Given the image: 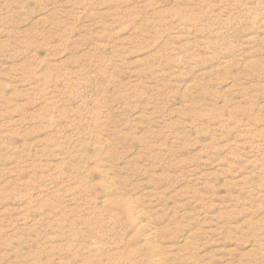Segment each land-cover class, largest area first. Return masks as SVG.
Wrapping results in <instances>:
<instances>
[{
  "label": "rangeland",
  "instance_id": "1",
  "mask_svg": "<svg viewBox=\"0 0 264 264\" xmlns=\"http://www.w3.org/2000/svg\"><path fill=\"white\" fill-rule=\"evenodd\" d=\"M0 264H264V0H0Z\"/></svg>",
  "mask_w": 264,
  "mask_h": 264
}]
</instances>
